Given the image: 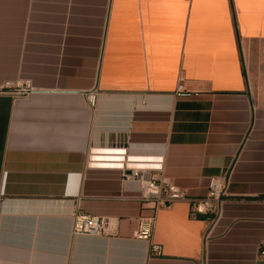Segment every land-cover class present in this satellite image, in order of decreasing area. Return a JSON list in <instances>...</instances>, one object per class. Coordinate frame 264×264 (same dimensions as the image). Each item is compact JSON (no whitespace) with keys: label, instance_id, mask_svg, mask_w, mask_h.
<instances>
[{"label":"crops","instance_id":"0c3cea01","mask_svg":"<svg viewBox=\"0 0 264 264\" xmlns=\"http://www.w3.org/2000/svg\"><path fill=\"white\" fill-rule=\"evenodd\" d=\"M119 154L188 198L226 174L220 217L175 201L134 238ZM263 202L264 0H0V264H263ZM74 208L112 233L73 234Z\"/></svg>","mask_w":264,"mask_h":264},{"label":"built area","instance_id":"2783aa9c","mask_svg":"<svg viewBox=\"0 0 264 264\" xmlns=\"http://www.w3.org/2000/svg\"><path fill=\"white\" fill-rule=\"evenodd\" d=\"M14 85L23 92L30 88L28 81L22 84L16 82ZM197 94V92L186 89L182 83H178L176 86L175 95L178 97H190ZM95 101V94L88 95L89 104L94 106ZM117 159L109 165L120 170L124 179L134 180L137 183L138 189L135 198L150 210L149 214L138 216L137 226L133 232L134 238L145 242L150 240L156 212L161 208H169L175 201H189L191 218L204 215L210 222L215 223L220 217L221 206L227 196L228 176L226 174L208 176L204 193L188 198L185 188L157 177V172L161 170L162 166L161 156L132 159L119 154ZM262 221L264 226V202ZM111 229L112 223L104 216H92L79 208H74L71 213V231L73 234L108 236L112 233ZM149 251L159 255L160 247L152 244ZM257 256L264 259V232L259 240Z\"/></svg>","mask_w":264,"mask_h":264},{"label":"water","instance_id":"95a60500","mask_svg":"<svg viewBox=\"0 0 264 264\" xmlns=\"http://www.w3.org/2000/svg\"><path fill=\"white\" fill-rule=\"evenodd\" d=\"M264 264V262H262Z\"/></svg>","mask_w":264,"mask_h":264}]
</instances>
